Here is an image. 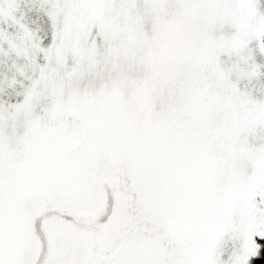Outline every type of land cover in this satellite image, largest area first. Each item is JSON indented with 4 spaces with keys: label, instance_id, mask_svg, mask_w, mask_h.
I'll use <instances>...</instances> for the list:
<instances>
[{
    "label": "snow or ice",
    "instance_id": "6c2138e0",
    "mask_svg": "<svg viewBox=\"0 0 264 264\" xmlns=\"http://www.w3.org/2000/svg\"><path fill=\"white\" fill-rule=\"evenodd\" d=\"M0 264H264V0H0Z\"/></svg>",
    "mask_w": 264,
    "mask_h": 264
}]
</instances>
